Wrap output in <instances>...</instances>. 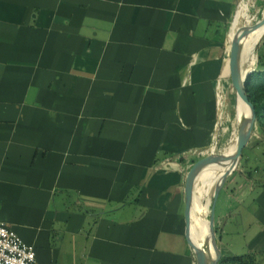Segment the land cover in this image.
Instances as JSON below:
<instances>
[{"label":"crops","instance_id":"0c3cea01","mask_svg":"<svg viewBox=\"0 0 264 264\" xmlns=\"http://www.w3.org/2000/svg\"><path fill=\"white\" fill-rule=\"evenodd\" d=\"M263 6L0 0V221L38 262L196 264L186 175L237 136L231 40ZM249 143L220 190L214 229L221 242L237 218V253L218 246L221 257L259 264L264 179L249 165L264 140ZM216 167L195 182L190 236L208 226L205 178Z\"/></svg>","mask_w":264,"mask_h":264},{"label":"water","instance_id":"95a60500","mask_svg":"<svg viewBox=\"0 0 264 264\" xmlns=\"http://www.w3.org/2000/svg\"><path fill=\"white\" fill-rule=\"evenodd\" d=\"M264 24V14L262 18L256 20L252 25H247L241 27L232 37L230 46V56H229V73L231 79V85L235 91L237 98H240L249 107V117L246 120H239L238 109H237V119H238V129L236 136V146L235 154L230 160H233L230 167L222 172L218 183L211 186L212 196L210 201V217L208 221V228L211 234V244L214 249V256L209 257L207 252L201 248L197 243L193 242L190 232V221H191V208H192V197L195 182L197 177L208 167L215 165H222L223 161L228 160L227 153L214 154L209 153L192 165L188 171L185 179V219L187 224V239L192 249L195 252L196 264H218L221 259V251L218 247L215 229H214V219H215V209L216 202L220 193V190L225 183L227 176L237 168L239 161L242 158L243 150L245 146L249 143L250 137L253 134V127L257 117V112L254 105L249 100L246 93L244 82L248 74L251 72H244L242 68L241 59V41L251 30L258 28L260 25ZM259 41V40H258ZM257 41V42H258Z\"/></svg>","mask_w":264,"mask_h":264},{"label":"bare ground","instance_id":"6f19581e","mask_svg":"<svg viewBox=\"0 0 264 264\" xmlns=\"http://www.w3.org/2000/svg\"><path fill=\"white\" fill-rule=\"evenodd\" d=\"M246 18V17H244ZM239 27V26H238ZM264 33V24L260 25L258 28L253 29L250 33H248L245 37H243L241 41V59L242 63L244 61H249V64L244 68V72H248L252 70V65L254 61L250 59V52L257 41L261 38ZM253 52V51H252ZM255 52V51H254ZM237 109L239 120H246L249 117V107L240 99L237 98ZM235 146H236V137H234L232 143L229 145L226 150L228 160L223 161L222 165H217V167L205 178L207 181V187H211L213 184H217L220 176L223 171H225L228 167H230L233 160H230L235 154ZM204 230L208 229L207 224H199ZM199 229L198 231L193 228V233L191 235V239L193 242L197 243L201 248H203L209 257H213L214 253L210 247V244L207 240L206 231Z\"/></svg>","mask_w":264,"mask_h":264},{"label":"trees","instance_id":"16d2710c","mask_svg":"<svg viewBox=\"0 0 264 264\" xmlns=\"http://www.w3.org/2000/svg\"><path fill=\"white\" fill-rule=\"evenodd\" d=\"M255 22V19H253ZM264 35L261 37V41L258 43V46L263 42ZM244 87L246 93L249 97V100L254 105L257 112V117L253 127V133L257 136L263 138L264 140V53L257 54L254 69L248 74L245 79ZM252 147L251 143H248L242 154L244 158L245 149ZM252 259H247L244 256H232V257H221L218 264H253Z\"/></svg>","mask_w":264,"mask_h":264},{"label":"rangeland","instance_id":"374dc122","mask_svg":"<svg viewBox=\"0 0 264 264\" xmlns=\"http://www.w3.org/2000/svg\"><path fill=\"white\" fill-rule=\"evenodd\" d=\"M263 14H264V6L261 9L260 15H257V16H254V17L243 18L241 20V27L247 26V25H252V23H254L253 19H255V21H256V20L262 18ZM263 35H264V33H263ZM260 41H261V38L254 45V47L252 48V50L250 52V56H249L250 59L249 60L252 59L254 61L253 65H252V68H251L252 70L254 69V65H255L256 53L260 54V55L264 53V40L257 48V45H258V43ZM248 64H249V61H244V63H242L243 70ZM252 70H251V72H252ZM256 137H257V134L253 133L251 138H250L252 143L255 142V138ZM252 146H256V144H252ZM259 146H260V149L256 151V153L258 155L256 156L255 160L251 161V164L249 165V168L250 169H254L255 167H257L260 170V173H259L258 176L264 179V144L259 145ZM208 193H209V203H210V201H211L210 197H211V194H212L211 187L209 188V192ZM208 217L209 216L207 215L206 219H208ZM243 227H247V226L243 225ZM223 228H224V231H223V234L221 236L222 241L219 242V240H218L217 244H218V246L220 248L221 247H227L229 250H231L232 252H235V254H236L237 253V218H232L230 222H227L226 225L223 226ZM208 230H209V228H208ZM205 231H207V230H205ZM209 232L206 233V236H207L208 242L211 244V240H210L211 235L209 236ZM211 247H212V244H211ZM260 254L261 255L257 256L258 259H259L258 263L259 264H264V251H262Z\"/></svg>","mask_w":264,"mask_h":264},{"label":"built area","instance_id":"2783aa9c","mask_svg":"<svg viewBox=\"0 0 264 264\" xmlns=\"http://www.w3.org/2000/svg\"><path fill=\"white\" fill-rule=\"evenodd\" d=\"M0 264H44L36 259L34 246L25 242L5 222L0 221Z\"/></svg>","mask_w":264,"mask_h":264}]
</instances>
